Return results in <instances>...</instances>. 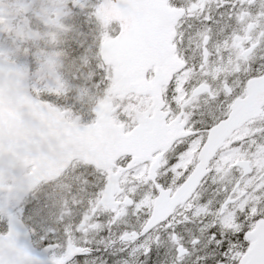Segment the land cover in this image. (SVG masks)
Instances as JSON below:
<instances>
[{
	"label": "snow or ice",
	"instance_id": "6c2138e0",
	"mask_svg": "<svg viewBox=\"0 0 264 264\" xmlns=\"http://www.w3.org/2000/svg\"><path fill=\"white\" fill-rule=\"evenodd\" d=\"M68 8L40 98L117 135L103 164L0 180V264H264V0Z\"/></svg>",
	"mask_w": 264,
	"mask_h": 264
},
{
	"label": "water",
	"instance_id": "95a60500",
	"mask_svg": "<svg viewBox=\"0 0 264 264\" xmlns=\"http://www.w3.org/2000/svg\"><path fill=\"white\" fill-rule=\"evenodd\" d=\"M76 125L33 98L28 71L0 57V180L5 183L8 174L17 175L20 182L33 181L35 186L40 179H55L73 160L103 164L116 131L75 133ZM29 167L31 172L23 175Z\"/></svg>",
	"mask_w": 264,
	"mask_h": 264
},
{
	"label": "flooded vegetation",
	"instance_id": "af4514ba",
	"mask_svg": "<svg viewBox=\"0 0 264 264\" xmlns=\"http://www.w3.org/2000/svg\"><path fill=\"white\" fill-rule=\"evenodd\" d=\"M20 1V3H19ZM6 28L9 33H22L24 64H34L53 55L59 63L67 62L62 51L64 37L71 31V9L68 0H8ZM48 31V35L43 33ZM37 50L40 54L37 57ZM11 53V52H10ZM12 55V53H11ZM10 60L15 56L9 57ZM12 180V179H11Z\"/></svg>",
	"mask_w": 264,
	"mask_h": 264
},
{
	"label": "rangeland",
	"instance_id": "374dc122",
	"mask_svg": "<svg viewBox=\"0 0 264 264\" xmlns=\"http://www.w3.org/2000/svg\"><path fill=\"white\" fill-rule=\"evenodd\" d=\"M20 3V1H19ZM8 0H0V56L4 59L8 57L15 56V61L23 69H26L24 60L22 57L23 50V37L22 33H9L6 28V14ZM48 31L43 33L44 36L48 35ZM12 55H11V53ZM40 51L37 50V57ZM35 67L32 69V75L30 77V90L31 93L36 97L41 99V95L44 93L58 95L62 90L61 80L64 74L71 70V65H65L59 63L53 55L47 56L45 61L34 64ZM51 84H55L56 87H51ZM53 105V104H51ZM55 106V105H53ZM56 107V106H55ZM57 108V107H56ZM59 109V108H57ZM60 110V109H59ZM72 119L70 117H67ZM16 180H9L7 185H15Z\"/></svg>",
	"mask_w": 264,
	"mask_h": 264
}]
</instances>
